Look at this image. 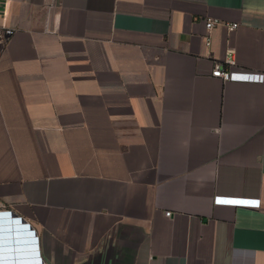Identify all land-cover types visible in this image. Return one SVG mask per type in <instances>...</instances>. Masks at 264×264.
Wrapping results in <instances>:
<instances>
[{
  "label": "crops",
  "instance_id": "obj_1",
  "mask_svg": "<svg viewBox=\"0 0 264 264\" xmlns=\"http://www.w3.org/2000/svg\"><path fill=\"white\" fill-rule=\"evenodd\" d=\"M3 24L0 264H264V0H0Z\"/></svg>",
  "mask_w": 264,
  "mask_h": 264
},
{
  "label": "built area",
  "instance_id": "obj_2",
  "mask_svg": "<svg viewBox=\"0 0 264 264\" xmlns=\"http://www.w3.org/2000/svg\"><path fill=\"white\" fill-rule=\"evenodd\" d=\"M221 21L209 19L206 23V27L208 30L214 29L216 26L222 25ZM225 26L233 31L238 28V24H229L226 23ZM17 31L16 28L7 26L5 24L1 25L0 27V44H5L10 37L14 35V33ZM213 76L220 77L224 80L230 79V73L228 70H224L222 65L216 66ZM216 205H222L225 206V204H229L232 207H247V208H260V201L259 200H252V199H224L221 197H216L215 199ZM5 207L4 205L0 204V211H4ZM168 216L171 215V213H167Z\"/></svg>",
  "mask_w": 264,
  "mask_h": 264
},
{
  "label": "snow or ice",
  "instance_id": "obj_3",
  "mask_svg": "<svg viewBox=\"0 0 264 264\" xmlns=\"http://www.w3.org/2000/svg\"><path fill=\"white\" fill-rule=\"evenodd\" d=\"M6 231H11V229L5 224L3 215H0V249L3 247V239Z\"/></svg>",
  "mask_w": 264,
  "mask_h": 264
}]
</instances>
